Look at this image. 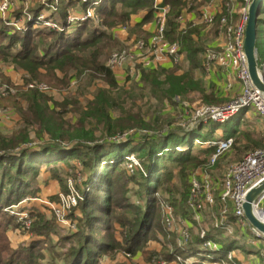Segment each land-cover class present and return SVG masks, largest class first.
I'll return each instance as SVG.
<instances>
[{
  "label": "trees",
  "instance_id": "trees-1",
  "mask_svg": "<svg viewBox=\"0 0 264 264\" xmlns=\"http://www.w3.org/2000/svg\"><path fill=\"white\" fill-rule=\"evenodd\" d=\"M92 1L94 0L83 4L85 10ZM96 1H98L95 6L97 16L81 22L71 32L58 31L49 27H30L27 31L11 33L5 25L2 24L0 27V64L5 62L15 69L25 71L24 83L36 81L58 89H70L74 82L80 83V90H77L79 92H76V97L71 99L75 100L74 107L65 105V108L69 106V111L72 110L77 115L75 122H69L63 117L65 113L58 111V106H63V102L58 104L50 93L42 92L37 88H25V84L21 82L15 84L3 71H0V80L16 89L14 93L0 96V108L6 115L17 114L19 117L17 127L12 131L3 132L0 129V216L4 212V205L18 203L30 193L28 192L29 183L25 178L27 172H35L36 168L42 166L54 169L59 162L63 160L67 162L68 159L75 157L74 154L81 153L85 156L83 167L89 171L86 187L88 185L90 187L82 204L86 217L79 221L78 229L61 235L58 246L54 243L49 247L51 259L48 257V252L39 249L43 245L47 246V240H49L47 229L50 227L48 223H41V225L36 223L27 228L33 236L32 240L13 250L10 239L6 235L9 223L7 224L6 220L2 221L0 264H40L44 260L50 264H99L104 255L117 249H124L133 256L142 253L141 250L148 238L153 236L152 231H164L165 236L173 233L170 238L173 236L180 239L181 235L170 231L167 233L166 228L157 221L160 215L156 209L154 196L150 195L148 199L150 203L144 207L133 206L134 203L129 201L130 196L125 195L124 189L127 183L135 180L138 184L144 183L147 193L150 194L151 190L155 192L164 184L166 177V181L172 180L174 168L177 169V175L184 188L180 192L181 199H176L175 191H173L174 197L167 199V202L182 207L180 214L192 218L185 201L190 194L191 176L189 174L193 168L209 161V157L215 152L214 146L203 149L201 153L204 158L201 159L200 155L191 154L192 141H188L187 145L190 148L186 150L176 148L180 146V143H184L177 139L178 135H164L159 139L145 141V139L140 140L141 133H136L135 137L125 144L109 139L129 128L148 130L153 126L149 122L157 123L162 112L153 109L152 99L158 101L159 105L173 106L193 101L197 94L200 99L208 103L216 100L221 102V99L208 91L203 81L197 77V73L205 69L202 55L204 58L208 43L207 40L199 39L204 27L192 22L187 23L185 27L181 26L179 17L183 11L194 10L188 0H163V4L169 8L166 37L169 41L178 42L181 45L188 67L182 73H178L182 70L178 65L172 69L158 68L147 71L142 69L140 80L128 86L120 84L114 70L107 65L109 55L119 46L115 29L128 28L130 34H140L142 25L152 18L157 2L156 0ZM60 2L63 8L64 2L75 1L60 0ZM224 6L214 18V32L221 28L220 22L223 16L227 15L230 20L233 19L231 8L227 4ZM42 7V5L35 7L32 12L38 14ZM59 13L60 21L66 24L69 14L67 11L61 13V10ZM139 13L143 14L142 21L131 25L132 16ZM96 17L99 22L95 20ZM0 22L3 23L1 18ZM90 23H93V27ZM102 26L105 27L104 30L100 28ZM257 32V58L259 67L264 72V4L258 15ZM86 79L89 81L84 83ZM86 84H90V87H86ZM92 87H94L93 98H84L81 101L80 98ZM147 96L149 100L144 102ZM184 111L191 118L194 110L191 106H186ZM151 114L152 119L149 118ZM230 125V123L227 124L228 127ZM230 131L233 133L229 137H233L234 133L238 131L240 133L241 129ZM96 133H101V136H97ZM168 137L172 138V142ZM246 137L249 138L250 133ZM135 141L140 143L143 151L141 157L145 158L142 159L143 170L139 171L144 181L135 179L133 175L122 177L116 172L117 168H122L120 161L137 150L132 147ZM34 142H39L41 150L33 149L31 144ZM237 142L234 138L232 148ZM64 143H70L68 145L70 148L66 149L67 145ZM128 146L130 149L124 154V148ZM17 151H20V154H16ZM113 155L114 158H111ZM167 157L173 161L174 167L163 171L166 169L160 160ZM158 168L159 171H157ZM117 183H119V189L114 187ZM176 192L179 193V191ZM90 201L98 215H89ZM115 223L119 224L120 229ZM23 225L26 228L24 223ZM99 225H104L109 240L103 236L95 237L97 233H100L96 227ZM96 229L98 232L93 233L92 231ZM118 230L123 243L116 241L115 232ZM219 231L216 230L221 234L222 231ZM208 237L224 248H235L233 247L235 244L228 240L222 243L219 239L220 235L215 232H209ZM223 238L227 239L225 236ZM198 239L199 241L186 243L187 248L198 251L202 242L199 236ZM168 242L175 245L174 250L170 251L169 245L165 244L163 250H168V253L164 254L165 258L157 251L148 253L150 256L147 259L150 263L155 262V259L159 260L160 256L161 259L169 262L178 253L186 252L188 256L191 255V252L188 253L190 250L178 245L176 239H168ZM158 262L157 264H163Z\"/></svg>",
  "mask_w": 264,
  "mask_h": 264
},
{
  "label": "rangeland",
  "instance_id": "rangeland-1",
  "mask_svg": "<svg viewBox=\"0 0 264 264\" xmlns=\"http://www.w3.org/2000/svg\"><path fill=\"white\" fill-rule=\"evenodd\" d=\"M48 1L49 3H52L53 0H48ZM71 1H74V0H71ZM188 1L189 3L192 4V8H194L197 14L199 13L198 12L199 10L197 8H199L200 6L210 7L214 2V0H188ZM13 2H14L15 9L13 10L14 12L12 13V15H16L19 12L23 13L24 10L32 13V9H34L35 7H40L41 5L44 7V4L40 0L30 1L31 4L26 7H24V4L27 1H24L23 6L21 7L17 3V1H13ZM223 2H224V5L227 4L228 7H230L232 11H233V8L235 7L237 11H240V13L244 10V7H245V0H223ZM200 3L202 4L200 5ZM60 10H61V13L67 11V13L69 14V13H72L73 11L83 12L85 10V7L81 2L75 1L72 3L64 2L63 8H62V4L61 2H59L56 5V12L52 14V18L54 17L53 19L58 24L61 23L62 21V20L60 21V15H58L60 14L59 13ZM92 10L94 12V16H97L95 14V9L92 8ZM43 11L44 12L46 11V13H50L51 8L48 5H46L43 8ZM95 20H98V18L96 17ZM231 21H232L231 24H237L240 21V19L238 22L234 18L231 19ZM213 22L214 20L213 21L204 20L201 23V25L204 28L208 29V31L206 30L208 33L205 37H202V38L200 37L199 38L200 40L202 39V41H205L208 39H211V40L214 39L213 26L215 27V24ZM148 23H153L155 25L156 18L153 17L152 19H149V21L146 22V25H148ZM2 24L4 25V23L0 22V27L2 26ZM90 26L93 27V23H90ZM75 29L76 28H73V26L72 27L69 26V29L67 30L74 31ZM145 29L147 28L145 27ZM138 35L142 39H147L148 35L149 36L151 35L150 37H152V34H150L149 32H141ZM134 41H132V43ZM130 47L131 46H124L123 44V46H118L115 49H113L111 53L118 52L126 48L128 49ZM110 56L111 55H109V57ZM1 63H3L6 66L7 65L10 66L12 70L15 71V74L17 76V81H18V82L13 81L15 84L22 82L25 71L19 70L18 68L15 69L12 65L6 64L5 62H1ZM178 66H180L182 70L188 67V65L186 64L184 60L181 63H179ZM0 71L2 70L0 69ZM3 73L5 72L3 71ZM263 75H264V72H263ZM6 76L7 78L13 80L10 75L6 74ZM121 80L123 81V79ZM88 81L89 80L86 79L83 82L86 83ZM98 83H101V82H98ZM133 84L135 83L133 82L130 85H133ZM88 86L90 87V84L87 85L86 87ZM79 87H80V83H77V82H74V84L71 86L70 89L69 88L58 89V88L50 87L51 88L50 94L54 97L56 101H58V104L63 102V106L61 107L58 106V111H60L62 114L65 113L63 117L65 118V120L69 122H75L77 118V115L72 110L71 111L69 110H70V107H74L73 103L75 100H71V99L76 97L75 94L76 92H79L77 91ZM93 90H94V87L90 88L88 92L83 97L80 98V100L83 101L84 98H87V99L93 98V95H92ZM46 93H49V92H46ZM148 100H149V96H147L144 102H147ZM194 100L189 101V102L186 101V103L182 105L176 104V105L171 106V105H161V104L159 105L158 101H155L154 99H152L151 104L154 105L153 109H155L157 112L159 111L162 112L160 113L158 117L157 123L149 122V124L153 126L150 127V129L148 130L140 129L136 127L129 128L125 132L119 133L115 135L113 138H110L109 140H116V141H120L121 143L125 144L130 139L135 137L136 133H141V135L139 136L141 138L140 140L145 139V141L151 140V139H159L163 137L164 135H168V136L169 135L171 136L172 134L178 135L177 139H179L181 142H184V143H180V146L176 147L177 149L186 150L190 148L187 145V143L188 141H192L193 147H192L191 154L200 155V158L203 159L204 155L201 153V151L203 149L209 148V145H207L205 142L217 141L218 139L225 138L228 131H230L234 127V125L233 126L230 125L228 128L227 124L230 122L229 120L230 118L225 121H216V120H212L209 118H203L197 124H195L196 126L195 128L197 129L192 130L190 127H191V123H193V120H191L192 118H189L187 113L184 111L186 106H191L193 110H195L204 105L211 106V107H218L222 103L217 100L215 102L208 103L207 101L200 99V97H198L197 94ZM65 105H69L70 107L66 106L67 108L66 109ZM249 111L251 112L250 114H248L249 117L245 120L246 121L245 124H243L241 128H239L240 127L239 123L236 124V127H238V129H241L240 133H238L239 132L238 131L236 134L234 133V136H233L235 140L238 141L236 146H234V148H232L230 151L226 152L219 159L218 163L211 171L213 176L217 179L222 177L223 173L225 172L227 167H229L230 164L240 160L250 150L257 149V148L264 149V131H263V134L256 133L258 127L261 128L262 126V128H264V120H262L261 116H259L256 113V111H254L253 109L251 110L250 108ZM188 113H190V111ZM11 117L12 116L6 115L4 113L0 114V123H1L0 129L3 132H10L17 127L18 119L15 117H12V118ZM149 118L152 119V114L150 115ZM249 133H250V137L247 138L246 136ZM96 135L100 137L101 133H96ZM168 138L170 140L172 139L171 137H168ZM34 143L31 144L33 145V149L37 151L41 150V145L38 144L39 142L38 143L34 142ZM133 143L134 144L132 147L137 148V150L130 153L128 157H134L136 162L131 163L130 161H128L127 158L122 159L120 161V166H122V168L121 169L117 168L116 172L120 173L122 177H126L127 175H133L135 179L144 181L142 176L139 174V171L141 169L143 170V165H142L143 160L142 159H145L141 157L143 151L140 148L139 142L135 141ZM64 145H67L68 148L66 147V149L70 148V146H68L70 145V143H64ZM129 149H130V146L125 147L124 154L126 153L125 151ZM16 154H20V151H17ZM74 156L75 157L68 159L67 162H64V160L59 162L57 167L54 169L48 166H42L41 168H36L38 170L35 169V172H29V173L27 172L25 175V178L28 180V183H29L28 192L30 193L27 194L24 197V199L18 203H14L12 205H4L3 207L4 212L0 216V224L3 223L2 221L4 220H6L7 224L9 223L6 229V235L8 239H10L11 247L13 250L28 244L29 241L32 240L33 236L31 235L29 231H27L28 230L27 228H29L30 226H33L36 223L40 225L41 223L42 224L48 223L50 225V227H48L47 229V232H49L48 233L49 240H47V246L43 245L39 249H42L48 252L49 254V247L52 244L55 243V245L58 246V244L61 241V235H64V233H69L71 231L67 230V227H63L59 223L58 219L54 215L53 210H51L49 203H53L55 205L59 204L58 202L61 199V195H68L70 193V189H71V193L77 192L79 194V197L76 198L77 204L75 207H72V209L69 211L67 219L70 220L78 229V226L80 225L79 221H81V219H84L86 217L85 213L83 212L82 204H83V201L86 199L85 195L86 193H88L87 190H89L90 188L89 185L86 187V182L88 179L89 171H86L85 168L83 167V160L85 157L84 154H81V153L74 154ZM111 158H114V155L111 156ZM169 158L170 157H167L164 160H160L161 161L160 163L166 169L163 171H168V169H171V168L173 169L174 167V165L172 164L173 161L170 160ZM207 162L208 160L204 164H201L198 167L193 168L190 171L189 175L192 176L194 172L199 171L203 166L207 164ZM157 171H159V168L157 169ZM154 172H156V170H154ZM173 173H174V176L171 181H166L167 179L166 177L164 184L160 186L158 189H156L155 192L151 190L150 194L147 193L144 183L138 184L135 180L127 183L126 186H124L125 195L130 196L129 201L134 203L133 206L144 207L145 205L150 203V201H148V199L150 198V195L155 197L156 209L158 210L157 211L158 215H160V219H157V221L165 228L167 227H166V216H165L164 207L168 203L167 199L174 197V195L172 194L173 191H175V198L181 199L180 192L183 191V188H184L182 185L181 179L177 175L176 168H174ZM114 187L119 189V183H117V185ZM169 190H172V191H169ZM189 190L191 191V183H190ZM176 191H179V193H177ZM114 194L119 195L118 193H114ZM189 195L190 194H188V196L186 197L187 199H185L187 205H188ZM178 201H181V200H178ZM172 206H173L174 219H173V225L171 226L170 232H176L177 235H181L182 225H181L180 219L182 217L180 216L181 215L180 213L182 212L180 211H182L181 210L182 207L177 206L176 204ZM188 209L191 212L192 217H194L197 220V223L201 227H203L202 229L203 230L206 229L208 233L215 232L217 235H220L219 239H221L222 243H225L227 239H224L223 238L224 236L216 232V230H220L225 235H230V237L237 235L236 232H238L237 231L238 228L235 224L232 225L231 223L233 217L235 216L231 205L226 206L218 201V203L213 208L206 207L205 209H203L202 212L200 213L201 218H199V220L197 219L198 213H194V211L189 206H188ZM88 213L91 216L98 215V212H96L95 209H93V203L91 201L89 204ZM200 219H201V222H200ZM26 221H27L28 227L26 226L25 228L23 223ZM115 225L117 226L118 229H120L118 223H115ZM3 226H6V224H3ZM96 227H98V229L100 230V233H97L98 232L97 229L92 231L93 233L94 232L97 233L95 237L98 238L99 236H103V237H106L107 240H109L108 232L105 231L104 225L102 226L99 225ZM228 228H230L231 231H227ZM115 233L117 235L116 241H118L119 243H123V238L119 236L120 235L119 230L116 231ZM151 233L153 236L148 238V241L146 242L145 246L141 250L142 253L140 254H141V257L143 258L142 260H134L135 256H133L131 253L126 252V250L124 249L122 250L117 249L116 251H112V252L110 251L107 255H104L101 258L99 264H157L159 263L158 261L163 263L165 259H161V256L158 257L159 260L155 259V262H152V263L148 261L147 257L150 256L148 253L152 254V253H156V251L158 252V254L162 253L160 255L164 257V254L168 253V250H163V246L165 244L167 246L169 245L170 248L169 247L168 248L170 249V251L171 249L174 250L175 245L171 242H168V239H176L177 244L180 245L184 249L188 247L184 241L181 242V240H179V237L178 239L174 238L173 236L172 238H170L171 235H173V233L171 235L167 234L166 235L167 237L165 236L164 231H155V232L152 231ZM167 233L169 232L167 231ZM195 234L199 236V229L198 231H196ZM252 236L253 237L250 236L251 242H255V241L258 242L253 231H252ZM163 242H166V243H163ZM189 242H191V240ZM258 243H262V242L260 241ZM122 245L125 246L124 244ZM45 248H47L48 251ZM68 248L69 246L67 247V249ZM39 249H37V251ZM233 249L235 253V254L233 253V257L237 260L236 252H235L236 248H233ZM262 250L264 253V249ZM224 256L226 257L228 255L224 254ZM48 257L51 259L50 254L48 255ZM177 257L181 258V260H177ZM191 257L193 256L191 255L188 256L186 252L178 253L177 255H175V258H173L172 261H169V262L165 261V262L166 264H177V263L178 264H210V261H206V259H200V257L195 256L198 258V261H193ZM40 264H50V263H47L46 260H44L43 262L41 261ZM218 264H224V263L218 262Z\"/></svg>",
  "mask_w": 264,
  "mask_h": 264
},
{
  "label": "built area",
  "instance_id": "built-area-1",
  "mask_svg": "<svg viewBox=\"0 0 264 264\" xmlns=\"http://www.w3.org/2000/svg\"><path fill=\"white\" fill-rule=\"evenodd\" d=\"M14 0H0V18L2 19L7 30L11 33L15 31H27L30 27L32 28H53L58 31H69V26L76 28L81 22L85 21L90 17H95L92 8L95 9L98 1L94 0L83 12L73 11L69 13L67 23L63 24L56 23L52 18V14L56 12V5L60 0H53L49 3L48 0H40L44 7L48 5L51 8L50 13L46 14L42 12L43 8L38 14L28 12L26 10L12 15L15 9ZM71 1V0H68ZM79 1L82 4L89 0H74ZM252 0H245L244 10L241 12L240 21L237 24H231L232 21L227 15L221 18L220 29L225 35V43L221 48L207 47L204 58L207 65L218 64L221 66H233L237 72L238 78L242 83L241 95L218 107L201 106L192 112L193 123H191V129H196L197 124L203 118H209L216 121H225L231 116L241 111L242 109L252 108L261 118L264 120V92L259 90L252 82L249 68L248 59L244 49L245 41V28L248 20V7ZM157 2V0H156ZM31 2L27 1L24 7L30 5ZM157 4V3H156ZM19 8V6H18ZM156 13V25L152 33V37L149 39L138 38L129 46L130 48L123 49L118 52L111 54L107 60V65L113 70L122 68L128 65V72L132 75L138 74V66L161 67L167 62L173 64H179L183 58L184 53L182 47L178 42H171L166 37L167 29V6L161 7L160 5L155 6ZM217 14V13H216ZM215 13L211 12L206 14L205 20H214ZM182 19L181 16L179 18ZM98 21V20H96ZM99 22V21H98ZM104 30V26L100 27ZM123 75H120V77ZM124 80H126L123 77ZM25 84V88H37L42 92H50L51 88L45 83H39L36 81H30L24 83V79L21 82ZM17 84V83H16ZM16 89L0 80V96H6L10 93H14ZM9 114V111L6 110ZM0 114H3L0 108ZM209 146L215 147V152L210 157L209 161L199 171H196L191 176V191L188 198V206L197 214V219L201 218L200 213L206 207L213 208L218 201L224 205H231L234 214L238 221L243 225L250 226L255 237L258 241L264 244V235L257 231L248 222L243 204L246 199V195L250 189L258 185L264 180V149L257 148L247 152L244 157L236 161L227 167L222 177L217 179L211 173L213 167L217 164L218 160L233 147L234 138L225 137L218 139L217 141L205 142ZM128 161L135 163L134 157H127ZM72 184V183H71ZM79 194L70 193L68 195H61L59 204L55 205L49 203L51 210L58 219L59 223L63 227H67V230L74 231L76 226L67 219L69 211L72 207H75L77 202L76 198ZM254 211L256 215L264 221V192L256 199L253 203ZM166 216V229L171 231L173 225V206L170 203L164 207ZM25 226L28 227L27 221L24 222ZM203 227L198 226L199 238L202 240L200 248L204 250L201 254L202 257L207 259H214L213 254L221 253L216 260L219 263L224 264H239L233 257L234 249L225 250L217 241L208 237L207 230H203ZM227 231H231L228 228ZM181 242L188 243L191 240V232L187 228H181ZM189 239V240H188ZM199 248V249H200ZM227 254L228 256H224ZM235 254V253H234ZM200 255V254H198ZM191 257L193 261H198L195 254ZM177 260L181 258L177 257ZM166 264V262H163ZM178 264V263H177ZM264 264V260L261 261Z\"/></svg>",
  "mask_w": 264,
  "mask_h": 264
},
{
  "label": "crops",
  "instance_id": "crops-1",
  "mask_svg": "<svg viewBox=\"0 0 264 264\" xmlns=\"http://www.w3.org/2000/svg\"><path fill=\"white\" fill-rule=\"evenodd\" d=\"M14 1H17L19 6L21 7V6H23L24 1H29V0H14ZM30 1H33V0H30ZM162 1L163 0H157V4L160 5L161 7L165 6ZM223 7H225L223 0H214L213 4L210 7L200 6L198 8L199 11L197 10L199 12L198 14H197V12H195V10L185 9L183 11V13L181 14L182 19L180 20V24L182 27H185L187 25V23H189V22H192L193 24H196V25H200L205 20L206 14H209L211 12H213L215 14L219 13L223 10ZM42 12H44V11L42 10ZM45 13H46V11H45ZM46 14H48V13H46ZM240 14H241L240 11H237V9L235 7L233 8V11L231 10V15L234 19H236L237 22L240 19ZM155 15H156V13L154 12L152 18L155 17ZM142 17H143L142 13L134 14L132 16L131 25H135L137 23H140L142 21ZM155 25L153 23H148V25H146V22H145L142 25V32H149L150 34H152L154 31ZM211 26H213V25H211ZM145 27L147 29H145ZM206 30L208 31V29H206V28L202 29L201 34H200L201 38L205 37L207 35L208 32ZM213 34H214V39H212V40L208 39L207 40L208 45H206V46H208V47L210 46L213 48H221L223 46V44L225 43V35H224L223 31L219 28L218 31H216V32L213 31ZM115 35H116L117 39L119 40V46H123V44H124V46H129V44L132 41L140 38L138 34H135V33L130 34L128 28L127 29L126 28L115 29ZM150 36L148 35L147 39H149ZM202 59H203V65L205 66V69L202 72H198L197 77L203 81L206 89L208 91L212 92L215 97L221 99V102L223 104H225L224 103L225 101H229V100L231 101L233 99L238 98L242 93V83H241V80L238 78L237 72L234 69V67L230 66V65L229 66H221L218 64L207 65L206 62H204L205 59L203 58V55H202ZM183 60L186 62V60H187L186 55H184ZM176 65H178V64H173L172 62H167V63L163 64L161 67H157V68L155 66H152V67L138 66V74L137 75L130 74L128 72L129 67H128V65H126L120 69L119 68L114 69V72H115L116 77H117L120 84H126L129 86L133 82L136 83L140 80V78L142 76V69L146 70V71L150 70V69H158V68L172 69V68H175ZM10 68L11 67L8 65L6 66L4 64H0V69L2 71H4L6 74L10 75L11 78L13 79L12 81L18 82L15 71H13L12 68L11 69ZM182 71L183 70H179L178 73H182ZM120 75H123V76L120 77ZM24 76H25V74H24ZM123 77L126 80H124ZM121 79H123V81ZM249 109L248 108L242 109L241 111L237 112L236 114H234L233 116L230 117L229 123L231 124V126L234 125L233 128L231 127L232 128L231 130L238 128V127H236L237 123L240 124L239 128H241V126H243V124H245V122H246L245 120L249 117L248 114H250V112H251V111H249ZM251 110H252V108H251ZM11 116L15 117L19 120V117L17 114H13ZM263 131H264V128H262V126H261V128H259V127L257 128L256 133H258V134L262 133L263 134ZM232 133H233V131H228L226 137L231 136ZM180 216L182 217L180 219L181 225H182L181 228L182 229L187 228L191 232V242L198 241V236L195 234L196 231H198V226H199V224L197 223V220L194 217H192L193 218L192 219L191 217H188V216H184V215H180ZM200 222H201V219H200ZM233 222H235V223H233ZM231 223H232V225L235 224L237 226V228H238V230H237L238 232H236L237 235L230 237V235H225L222 232H221V234L223 236H226L228 241L233 242V244H235L233 247L236 248L235 252H236V258L238 260V263L239 264H261V261L264 257V253L262 250V249H264V244L258 243L260 241L257 242L255 240H254L255 242H251L250 236L251 237H253V236H252V230H251L250 226L241 224L235 216L233 217ZM224 249L227 250L228 248H224ZM187 250H190V251H188V253L191 252V255L195 254L197 257H200V259H206V261H210V264H218V261L216 260V258L221 254V253H215V254H213V256L215 257L214 259H207L206 257L201 256V254L204 253V250H202L201 248L198 249V251H193L190 248H187ZM198 254H200V255H198ZM134 258H135L134 260H142L143 259L141 257L140 253L137 256H135ZM142 263H144V262H142Z\"/></svg>",
  "mask_w": 264,
  "mask_h": 264
},
{
  "label": "water",
  "instance_id": "water-1",
  "mask_svg": "<svg viewBox=\"0 0 264 264\" xmlns=\"http://www.w3.org/2000/svg\"><path fill=\"white\" fill-rule=\"evenodd\" d=\"M263 4L264 0H252L250 2L248 7V20L245 28L244 41V49L248 59V68L251 80L253 84L262 92H264V75L262 69L259 67L257 58V23L258 15ZM263 192L264 180L248 191L243 208L248 222L252 225V227L264 235V221L256 215L253 207V203Z\"/></svg>",
  "mask_w": 264,
  "mask_h": 264
}]
</instances>
